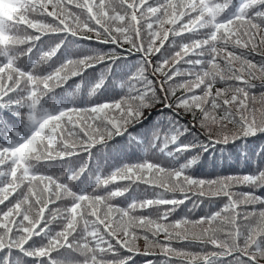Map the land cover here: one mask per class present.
<instances>
[{
  "label": "snow or ice",
  "instance_id": "snow-or-ice-1",
  "mask_svg": "<svg viewBox=\"0 0 264 264\" xmlns=\"http://www.w3.org/2000/svg\"><path fill=\"white\" fill-rule=\"evenodd\" d=\"M90 33L98 43L142 53L144 66L128 75L118 99L49 104L45 97L71 78L97 65L111 72L119 59L97 51L53 61L68 36L90 41ZM45 37L55 38L47 50L38 47ZM166 42L174 49L169 55L161 51ZM153 54L163 56L152 66V75L163 77L159 88L146 74ZM254 54L261 62L249 58ZM181 62L190 67L181 71L175 67ZM177 76L184 79L169 84ZM256 80L264 82V0H0V264H21V256L34 264H135L134 256L154 250L180 264H222L226 257L227 264H264V152L254 171L213 179L187 174L195 157L168 167L124 163L107 175L98 172L91 191L71 186L84 166L57 176L36 166L81 151L91 155L96 145L125 133L173 161L193 149L208 152L264 134V91H252ZM103 85L102 74L89 94ZM157 105H163L160 115L167 109L171 116L132 137L129 129L143 127L145 113ZM181 111L192 120L181 123ZM110 184L117 186L97 191ZM133 184L161 192L124 206L112 203ZM238 186L249 191L237 192ZM189 192L226 202L198 219H169ZM61 201L68 203L61 207ZM174 242L198 243L203 251Z\"/></svg>",
  "mask_w": 264,
  "mask_h": 264
},
{
  "label": "trees",
  "instance_id": "trees-1",
  "mask_svg": "<svg viewBox=\"0 0 264 264\" xmlns=\"http://www.w3.org/2000/svg\"><path fill=\"white\" fill-rule=\"evenodd\" d=\"M93 37L92 40H84L78 37L68 36L64 40V44L61 47L60 53L57 54L53 61L62 59L64 56L68 57H78L81 55L93 54L97 51L114 54L119 59L116 64L112 65V71L107 72L105 65H97L95 69H90L88 72L84 73L83 76L71 78L66 84L59 88H56L53 93H50L49 97H45L49 100V104L55 102H68L74 106H87L96 102H105L112 99H118L123 95L128 86V75L136 71L140 66H144V57L140 52L133 50L131 53L127 51L129 46L125 44L123 48L112 44H101L95 39V35L90 33ZM53 39L45 37L42 42L39 43L38 47L47 50L49 46L53 44ZM172 38L170 37V40ZM183 39L185 42L187 37L177 38V43L181 42ZM174 49L169 43H165L164 49H162L163 55H169ZM38 55L37 51L34 50L32 56L33 59ZM163 58L160 54H153L147 59L151 61V66H145L147 68L146 74L149 79H152L157 88H159V82L163 80V77L157 73L155 76L152 75V66H155L159 60ZM195 58V57H190ZM250 59L256 62H261L262 58L258 54H254ZM23 62L27 65V58H23ZM53 62H49L51 64ZM46 68L48 65H43ZM168 67H172L170 63ZM181 71L187 70L190 66L181 62V64L176 65ZM104 75V85L97 90L94 94H89L93 86L97 81H99L101 75ZM184 79L182 76H177L175 81H169V84H175L176 82ZM257 86L252 89L257 95L264 91V87L261 84L264 83L260 80L253 81ZM169 84L165 85V88L169 87ZM123 85V87H122ZM223 87L221 83H217L216 87ZM183 90L177 91V95H181ZM71 96L69 97V94ZM163 105H157L156 108L151 109L150 113L146 112L145 115L148 117L143 127L136 126L134 129H129L132 137H139L141 133L147 130V128L153 124L157 119L164 120L165 117L171 116V112L164 109L163 115H160V110ZM177 119L181 123L191 121L192 117L190 114H185L180 112ZM191 126V125H189ZM195 131V129H194ZM189 140L191 137L188 138ZM200 139L203 140L204 137L200 135ZM187 142V141H185ZM173 146H169L171 149ZM91 155L88 152L81 151L78 155L65 158L63 160L57 159L53 161H41L37 164V168L46 174L50 175H60L61 172L68 173L70 170L79 169L80 167H86V171L80 177L79 180L72 182L73 190L84 189L86 191H91L93 182L96 174L107 175L111 170L117 165L124 163H134L143 160H149L154 163H160L163 166H178L179 163H185L186 159L190 160L193 157L196 158V163L188 168L187 174L196 178L203 179H213L216 176H226L231 174H245L254 171L255 165L259 160V154L264 152V134H258L255 137H250L246 139H238L234 143H230L227 146L217 145L210 148L208 152H203L202 150L193 149L191 152H186L180 156L179 161H173L172 158L164 155L158 149L148 147L145 149L144 144L137 143L132 139L128 133L123 136L113 137L107 142L106 145H96L90 150ZM63 179V178H62ZM127 181H119V185L127 184ZM117 184H110L105 189H98L97 191H107L114 189ZM238 192H247L249 189L244 187ZM160 189H151L144 184H133L130 186L129 191L125 193L122 197L115 198L112 203L118 204L120 206L126 205L131 199L135 198L138 200L145 198H153L154 193H160ZM167 198L183 199V194L176 193H164ZM188 199L176 208V211L169 217V219H177L180 217H188L189 219H198L200 216L207 215L210 212L218 211L222 205L225 203L224 198H207L200 197L198 195H193L192 192L187 193ZM68 201L57 202L61 207L67 204ZM52 205L51 207H55ZM3 207V206H0ZM165 207L170 206H160L162 211ZM147 212H151L153 215L156 214V210L148 209ZM147 214V213H145ZM163 240V237L160 236ZM177 245L173 247L185 248L190 252H201L203 249L198 243H180L175 242ZM141 251L145 248V242H138ZM124 252L122 255H126ZM135 264H180V260L172 259L167 260L162 253L158 250H154L152 255H136L134 256ZM21 264H34L32 258L20 257ZM231 261V257L223 258L222 264H227Z\"/></svg>",
  "mask_w": 264,
  "mask_h": 264
},
{
  "label": "rangeland",
  "instance_id": "rangeland-1",
  "mask_svg": "<svg viewBox=\"0 0 264 264\" xmlns=\"http://www.w3.org/2000/svg\"><path fill=\"white\" fill-rule=\"evenodd\" d=\"M218 87H220V86H218ZM217 177H221V176H216V177H214V178H217ZM237 189H238V190H241V189L243 190V189H244V186H238V187L235 189V191H237ZM237 192H238V191H237ZM225 202H226V201H225ZM257 207H259V206H257ZM161 236L163 237V235H161ZM140 241L144 242V240H143L142 238H141L138 242H140ZM173 245L176 246L177 244L174 242Z\"/></svg>",
  "mask_w": 264,
  "mask_h": 264
}]
</instances>
